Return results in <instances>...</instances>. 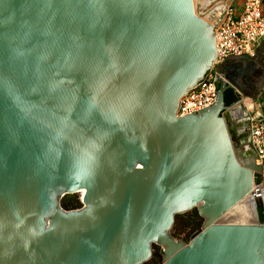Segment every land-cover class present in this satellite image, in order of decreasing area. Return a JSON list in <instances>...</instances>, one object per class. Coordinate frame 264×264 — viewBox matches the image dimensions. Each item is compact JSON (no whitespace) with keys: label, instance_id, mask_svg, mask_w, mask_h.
Segmentation results:
<instances>
[{"label":"water","instance_id":"obj_1","mask_svg":"<svg viewBox=\"0 0 264 264\" xmlns=\"http://www.w3.org/2000/svg\"><path fill=\"white\" fill-rule=\"evenodd\" d=\"M216 58L195 0H0V264H148L154 245L163 264H264L263 169L226 117L264 71L227 60L216 102L177 116ZM249 197L257 223H223Z\"/></svg>","mask_w":264,"mask_h":264},{"label":"built area","instance_id":"obj_2","mask_svg":"<svg viewBox=\"0 0 264 264\" xmlns=\"http://www.w3.org/2000/svg\"><path fill=\"white\" fill-rule=\"evenodd\" d=\"M212 2L201 1L205 9L200 15L214 27L217 58L205 79L181 99L178 117L191 115L213 105L218 95L216 78L220 66L229 59L255 60L264 42V0H245L240 8L226 0L219 3L213 12L206 13ZM242 106L243 113L237 114L235 118L237 122L247 123L249 147L255 152L256 162L263 169L262 184L257 190L264 209V99H257L254 103L243 101Z\"/></svg>","mask_w":264,"mask_h":264},{"label":"trees","instance_id":"obj_3","mask_svg":"<svg viewBox=\"0 0 264 264\" xmlns=\"http://www.w3.org/2000/svg\"><path fill=\"white\" fill-rule=\"evenodd\" d=\"M239 97L232 90L225 92V103L228 107L238 102ZM65 211L78 210L82 208V203L78 195L66 196L61 202ZM204 220L196 210L176 217L172 234L177 239L190 242L192 236L203 226ZM148 264H163V250L158 246H153V256Z\"/></svg>","mask_w":264,"mask_h":264},{"label":"rangeland","instance_id":"obj_4","mask_svg":"<svg viewBox=\"0 0 264 264\" xmlns=\"http://www.w3.org/2000/svg\"><path fill=\"white\" fill-rule=\"evenodd\" d=\"M201 1L202 0H195V8H196V12H197V14L199 16L202 15V12H204V9H205L203 7V4L201 3ZM225 1L226 0H213V2L210 3L209 7L206 9V13L213 12L215 10V8L218 7V4L219 3L225 2ZM253 61H254V63L257 64V67L258 68L263 69V71H264V43L260 46L259 51H258V56ZM257 99H264V84H263V88H262V90H261V92L259 94V97ZM247 100H249V99L242 100V104H243V101L247 102ZM235 108L237 110H234V111L232 110L233 113L231 112V114H232L233 117L237 116V114L243 113V112H241V110H242L241 106H236V107H234V109ZM78 196H79L80 201H81L83 194H78ZM255 208H256V206H255ZM244 221H246V222H238V221H236L235 218H229V217L223 219V223H233V224H256L257 223V219L256 218H250V217L249 218H244ZM177 240L183 241L182 239H177ZM185 243L186 244H189V242L188 243L185 242Z\"/></svg>","mask_w":264,"mask_h":264},{"label":"flooded vegetation","instance_id":"obj_5","mask_svg":"<svg viewBox=\"0 0 264 264\" xmlns=\"http://www.w3.org/2000/svg\"><path fill=\"white\" fill-rule=\"evenodd\" d=\"M261 70H263V69H261ZM252 71H254V70H252ZM258 74H259L258 72L257 73L255 72V75L257 77L254 78L256 81H252V82H254V84L257 81L259 82V78H258L259 75ZM244 80L247 82V84H249L251 82V80L249 81L247 78H245ZM254 88H255L254 86H252L249 89L243 88V91L245 93H248V94L252 95L253 94L252 90H254ZM241 112H243V111L241 110ZM232 113H233V111H232ZM226 117H227V119L230 118L231 122L233 123L231 131L233 132V137H234V140L236 141L237 146L240 147V148L241 147L242 148L245 147V145L249 146V144H250V132H249L248 125L246 123L245 124L238 123L237 120H236L237 118L233 117L230 112L227 113Z\"/></svg>","mask_w":264,"mask_h":264},{"label":"bare ground","instance_id":"obj_6","mask_svg":"<svg viewBox=\"0 0 264 264\" xmlns=\"http://www.w3.org/2000/svg\"><path fill=\"white\" fill-rule=\"evenodd\" d=\"M234 110H237L236 108ZM233 110V111H234ZM232 112V111H231ZM264 200V198L262 199ZM255 203L252 197H249L237 206L226 218H235L238 222H246L244 218H256Z\"/></svg>","mask_w":264,"mask_h":264},{"label":"crops","instance_id":"obj_7","mask_svg":"<svg viewBox=\"0 0 264 264\" xmlns=\"http://www.w3.org/2000/svg\"><path fill=\"white\" fill-rule=\"evenodd\" d=\"M245 0H230V3L238 6L240 8ZM264 43V42H263ZM248 98L243 97V100H246Z\"/></svg>","mask_w":264,"mask_h":264}]
</instances>
